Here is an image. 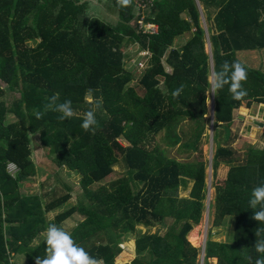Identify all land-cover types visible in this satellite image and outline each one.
<instances>
[{
	"label": "trees",
	"instance_id": "16d2710c",
	"mask_svg": "<svg viewBox=\"0 0 264 264\" xmlns=\"http://www.w3.org/2000/svg\"><path fill=\"white\" fill-rule=\"evenodd\" d=\"M108 1L116 10L112 23L88 13L90 0H0V81L20 95L9 110L0 87V264H18L16 254H28L27 264H35L36 256L45 255L49 224L69 232L104 264H117L116 248L128 236L134 238L135 256L122 264H198L200 250L187 237L201 218L206 196L205 162L198 144L211 89L208 77L225 60L239 61L248 71L243 85L247 96L234 100L227 86L214 94L218 128L212 161L229 168L224 185L215 187L212 226L230 214L234 231L231 241L218 240L211 232L204 260L248 264L247 256H258L255 230L264 227L251 218L249 208L251 190L264 183V127L263 143L247 144L239 158L229 126L233 110L243 102L264 103V71L236 55L264 48V0H153L145 17L157 23L153 34L137 29L136 0L128 8ZM196 1L204 9L211 3L219 6L207 19L211 53ZM186 33L189 38L176 46L175 39ZM127 44L149 52L138 77L140 93L129 84L133 74L124 67L122 49ZM181 84L183 92L173 98ZM88 89L94 90L91 98L86 97ZM54 94L58 103L72 101L71 119L62 121L60 113L44 112ZM100 97L98 126L94 134L85 132L83 116ZM37 111L44 112L42 118L37 119ZM8 113L13 120H7ZM161 132L167 147L178 146L186 154L197 151L196 157L182 161L170 156L167 147L150 140ZM32 139L58 168L80 176L77 202L53 218L46 214L71 201L70 185L64 182L68 191L63 194L57 187L34 195L14 190L37 172ZM9 163L17 167L14 173ZM117 163L124 166V175L94 188ZM190 182L188 196H180L179 190ZM76 213L83 218L68 229L65 222ZM137 226L155 229L141 231Z\"/></svg>",
	"mask_w": 264,
	"mask_h": 264
},
{
	"label": "rangeland",
	"instance_id": "374dc122",
	"mask_svg": "<svg viewBox=\"0 0 264 264\" xmlns=\"http://www.w3.org/2000/svg\"><path fill=\"white\" fill-rule=\"evenodd\" d=\"M199 9V17L201 27L205 31V39H206V50L208 53L211 51V45L209 41V36L207 32V19L210 18L207 15L206 10L202 8L201 4L196 1ZM109 6L106 3L94 2L90 0L88 13L92 15H96L105 19L109 22H114V18L116 17L114 9H109ZM212 11V9L210 8ZM135 20H133L134 23ZM132 22V21H131ZM190 33H186L182 36H179L175 39L174 44L176 46L182 45L189 38ZM29 44H35V41H28ZM125 55V63L124 67L133 74V78L129 81V84L132 85L135 90L140 93L142 92V87L138 82V77L142 71V69L137 68L135 61L139 58V48L136 47L135 44H127L122 49ZM237 58L247 64L250 67L258 68L264 71V48L262 49H253V50H240L236 53ZM210 63L212 64V58H209ZM167 68L169 66L167 65ZM212 70L210 71L209 76L211 75ZM0 87L4 89V101L5 105L9 110H12L19 99V93L17 91L10 90L7 85L0 81ZM211 89L208 91V99H206L207 112L205 114V127L203 130L202 137L198 144V147L202 151V159L205 162V191L206 196L203 199V210L201 214V218L198 223L194 224L193 227L187 234L188 240L190 243H193L194 246H202L205 244V241L208 238V235L212 232L215 238L218 240H232L233 231H234V216L226 215L223 222L218 226H212L213 218H214V194L215 187L223 186L225 183L227 171L229 168V164L227 163H218V165H214L212 159L215 154V148L217 143L216 132L217 125L215 124L213 107H215L214 94L210 93ZM233 121L230 124V128L232 133L235 134L231 145L236 148L237 154L240 158L241 154L244 151V146L247 144H256L261 145L263 143V135L262 130L264 125L259 126L258 124L251 121L249 118L257 119L264 121V103L262 102H252L250 106H247L244 102L236 107L233 110ZM14 119L13 114L8 113L7 120L11 121ZM188 120L184 121L185 123ZM186 127V126H185ZM163 132L157 133L151 138V141L159 143V146L167 147L165 142L163 141ZM119 141L122 144H126L127 142L119 137ZM32 147V158L36 164L37 172L25 179L21 183L18 184V187H15L14 190L19 189L21 193L24 195H34L45 193V191L49 190L51 187H57L60 189V194L66 193L67 187L64 186V182L71 186L73 197L71 201L68 202L65 206H62L59 209L52 210L46 214L48 218H53L60 211L69 208L70 205L77 202V197L81 192L79 186V178L80 176L67 170V168H58V166L53 163L49 157L45 154V149L39 143H36L32 139L31 143ZM178 146L167 147V153L170 156L176 157L179 160L186 161L192 160L196 157L195 153L197 151H191L190 154H186L183 152H179L177 150ZM235 155V156H236ZM8 170L10 173H14L13 170H16L12 164L8 165ZM125 168L122 163H117L113 166V171L106 176L101 182L93 184L94 188L97 186L104 185L108 186L110 182L118 179L122 175H124ZM137 184V183H136ZM140 186V185H139ZM191 187V182L188 183L185 190L180 189V196H188L189 190ZM49 199V198H48ZM83 218L82 215L76 213L72 217L66 220L65 226L68 229H72L80 220ZM182 221L176 223V227L178 228ZM141 231L144 230H154L155 226H137ZM39 237H36L34 243L38 242ZM134 238L131 236L127 237V240L123 241L116 248V258L115 262L117 264H122L124 262L130 261L135 256V245ZM13 260L18 264H27L30 262V258L28 254H16L13 257ZM215 259H211L214 261ZM198 264H205L204 256L202 252L198 257Z\"/></svg>",
	"mask_w": 264,
	"mask_h": 264
},
{
	"label": "clouds",
	"instance_id": "9594fccd",
	"mask_svg": "<svg viewBox=\"0 0 264 264\" xmlns=\"http://www.w3.org/2000/svg\"><path fill=\"white\" fill-rule=\"evenodd\" d=\"M83 2V0H81ZM116 3L121 8H128L133 4V0H116ZM248 79V71L244 64L239 61L229 62L225 60L219 70H214L208 77L212 94H216L227 86L228 92L234 100H241L247 96V90L243 87ZM185 88L181 84L172 92L173 98L181 95ZM93 89H88L86 97L93 96ZM58 94L48 98V102L44 105V112L54 111L60 113L59 119H71L75 113L72 107L71 100H65L58 103ZM94 107L85 112L81 123V128L85 132H95L98 126L96 119V109L102 103V97L93 101ZM44 112L37 111L35 113L37 119L42 118ZM3 194L0 193V199ZM249 208L253 210L252 219L258 224L264 225V183L254 187L251 190L249 198ZM255 242L253 247L258 256L253 259L251 255L247 256L248 264H264V227H257L255 230ZM46 250L43 257L36 256L35 264H104L102 258L91 256L83 247L79 246L72 235L63 228L55 224H49L46 229Z\"/></svg>",
	"mask_w": 264,
	"mask_h": 264
},
{
	"label": "built area",
	"instance_id": "2783aa9c",
	"mask_svg": "<svg viewBox=\"0 0 264 264\" xmlns=\"http://www.w3.org/2000/svg\"><path fill=\"white\" fill-rule=\"evenodd\" d=\"M136 5L137 7L141 10L138 18H137V29L142 31L143 33H149V34H153L157 32V25L154 21H150L145 19V15L144 10L146 8H148L150 5L153 4V0H136ZM136 47H138L137 44H135ZM139 48V52H138V56L139 58L135 61L137 68L139 69H143L145 61L149 55V52L146 48ZM12 164L14 166L15 169H17V167L13 164V163H9ZM14 172L16 170H13Z\"/></svg>",
	"mask_w": 264,
	"mask_h": 264
},
{
	"label": "crops",
	"instance_id": "0c3cea01",
	"mask_svg": "<svg viewBox=\"0 0 264 264\" xmlns=\"http://www.w3.org/2000/svg\"><path fill=\"white\" fill-rule=\"evenodd\" d=\"M94 2H101V3H106V5H108L109 7V9H114V11H116L115 10V8L114 7H112V5L110 4V1H108V0H93ZM151 6V5H150ZM150 6L148 7V8H150ZM202 6V5H201ZM148 8H146L145 10H144V12H142V13H144V15H145V17H146V10L148 9ZM202 8H203V6H202ZM210 8L212 9V11L210 10ZM218 8H219V6L216 4V3H211V4H208V5H206V7H205V9L204 10H206V12H207V15H208V17H210V18H212L215 14H216V12H217V10H218ZM140 12H141V10L138 8V14H140ZM115 14H116V12H115ZM150 21H152V20H150ZM156 23V22H155ZM156 25H157V23H156ZM157 29H158V27H157ZM211 53V52H210ZM147 60V59H146ZM213 72V71H212ZM214 96V95H213ZM214 98V97H213ZM213 112H214V107H213ZM233 114H234V112H233ZM191 244H193V243H191ZM205 244H206V241H205ZM205 244H203L202 246H199L198 248H199V250H200V253L202 252V254H203V256L205 255ZM195 245V244H194ZM193 245V246H194ZM197 247V246H196ZM199 253V254H200ZM213 259H215V258H213ZM216 260V259H215ZM214 260V261H215Z\"/></svg>",
	"mask_w": 264,
	"mask_h": 264
},
{
	"label": "water",
	"instance_id": "95a60500",
	"mask_svg": "<svg viewBox=\"0 0 264 264\" xmlns=\"http://www.w3.org/2000/svg\"><path fill=\"white\" fill-rule=\"evenodd\" d=\"M249 119L253 121L254 123L258 124L259 126L264 125V121L253 119V118H249Z\"/></svg>",
	"mask_w": 264,
	"mask_h": 264
}]
</instances>
